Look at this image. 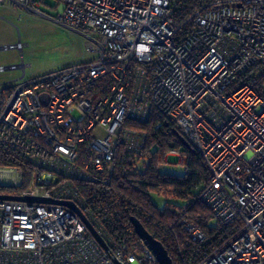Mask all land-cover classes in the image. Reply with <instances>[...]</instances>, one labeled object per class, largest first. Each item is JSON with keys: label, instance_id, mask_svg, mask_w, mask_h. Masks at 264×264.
Wrapping results in <instances>:
<instances>
[{"label": "built area", "instance_id": "built-area-1", "mask_svg": "<svg viewBox=\"0 0 264 264\" xmlns=\"http://www.w3.org/2000/svg\"><path fill=\"white\" fill-rule=\"evenodd\" d=\"M46 1L0 8L40 15ZM51 1L50 20L81 37L90 58L30 78L22 64L19 79L0 84V154L10 160L0 196L71 203L104 247L67 206L0 200V264H158L139 239L106 233L88 192L110 184L118 152L145 169L147 136L129 123L153 118L205 165L188 201L209 211V227L228 229L200 258L176 246L172 263L264 264V0H213L182 23L171 0ZM176 227L183 244L208 243L186 215Z\"/></svg>", "mask_w": 264, "mask_h": 264}, {"label": "trees", "instance_id": "trees-1", "mask_svg": "<svg viewBox=\"0 0 264 264\" xmlns=\"http://www.w3.org/2000/svg\"><path fill=\"white\" fill-rule=\"evenodd\" d=\"M212 1L171 0L173 18L176 23H182L198 8ZM154 121L153 118L145 124L129 123L131 127L144 132L147 136L143 154L149 162L145 169L141 173L133 172L129 163L132 158L118 152L110 184L104 187H88V192L92 196L91 208L98 216L99 225L113 238L130 236L138 241L129 223V219L134 217L155 240L162 244L172 262H174L176 246L180 245L184 256L200 258L209 246H217L222 242L228 229L218 225L209 227L208 223L212 219L209 211L201 204L188 201L195 197L207 180V170L199 155L189 145L184 147L179 143L175 134L180 135V132L175 128L163 123L160 131H154L152 126ZM153 146L157 148L155 153L150 152ZM171 149H175L186 158V162L182 164L183 174L179 177L162 175L158 172L160 164L166 163L162 159L163 156ZM9 164L10 160L0 154V166ZM22 168L26 173L27 169ZM150 195L162 198L163 207L157 208L150 201ZM171 201H180L184 204L180 207L184 208L183 214L193 220L207 236L208 243L205 246L183 244L178 240L176 222L180 215L171 212V208L176 207L169 203Z\"/></svg>", "mask_w": 264, "mask_h": 264}, {"label": "rangeland", "instance_id": "rangeland-1", "mask_svg": "<svg viewBox=\"0 0 264 264\" xmlns=\"http://www.w3.org/2000/svg\"><path fill=\"white\" fill-rule=\"evenodd\" d=\"M52 8L51 0H47L45 5L38 8L40 15L0 8V46H12L17 42L23 45L21 55L16 50L0 52L2 66L29 65L25 69L24 77L30 78L60 70L90 58L83 52L81 37L50 20L56 18ZM21 75V70L0 73V84L18 79ZM169 151L162 158L163 161L168 158V161L161 163L158 168L162 173L179 177L183 174L182 162L177 157H169ZM148 162L149 159L146 158L145 166ZM134 167L137 173L143 171V167L139 168V163ZM9 192L16 194L18 191ZM150 201L157 208H162L164 205V200L155 195H150ZM169 203L176 206L171 208V212L176 215L183 214L184 208H180L184 205L182 202ZM210 223L211 220L208 224Z\"/></svg>", "mask_w": 264, "mask_h": 264}, {"label": "water", "instance_id": "water-1", "mask_svg": "<svg viewBox=\"0 0 264 264\" xmlns=\"http://www.w3.org/2000/svg\"><path fill=\"white\" fill-rule=\"evenodd\" d=\"M14 50L13 46H0V52L4 51H11ZM5 71L10 70H21L22 64L20 65H12V66H6L4 67ZM175 138L179 141V143L184 146L188 147V144L183 139V137L179 134H175ZM0 200L4 201H28V202H36V203H55L67 206L71 209H73L79 217L82 219L84 225L86 226L88 232L91 234V236L94 238V240L101 246L104 247L103 240L101 237L97 234L95 229L90 225L89 222H87L82 215L79 213L77 208L68 202H53L49 200H43L39 198H27V197H12V196H0ZM129 223L132 227L133 233L135 236L142 242V244L145 246V248L151 253V255L155 258L156 262L158 264H173L170 257L168 256L166 250L162 246L160 242L155 240L153 236H151L142 226V224L134 217H131L129 219Z\"/></svg>", "mask_w": 264, "mask_h": 264}, {"label": "crops", "instance_id": "crops-1", "mask_svg": "<svg viewBox=\"0 0 264 264\" xmlns=\"http://www.w3.org/2000/svg\"><path fill=\"white\" fill-rule=\"evenodd\" d=\"M0 66H2L1 64H0ZM26 67H29V65H25ZM20 78V77H19ZM18 78V79H19ZM15 80H17V79H15ZM168 161V158H166V162ZM158 172L160 173V174H162V175H168L167 173H162V172H160V170H159V168H158Z\"/></svg>", "mask_w": 264, "mask_h": 264}, {"label": "flooded vegetation", "instance_id": "flooded-vegetation-1", "mask_svg": "<svg viewBox=\"0 0 264 264\" xmlns=\"http://www.w3.org/2000/svg\"><path fill=\"white\" fill-rule=\"evenodd\" d=\"M5 46V45H4Z\"/></svg>", "mask_w": 264, "mask_h": 264}]
</instances>
